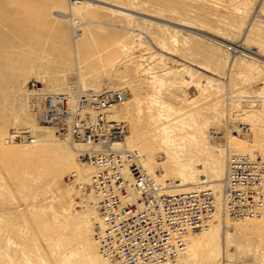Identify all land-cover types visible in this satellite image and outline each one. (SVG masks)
Returning a JSON list of instances; mask_svg holds the SVG:
<instances>
[{
	"label": "rangeland",
	"instance_id": "rangeland-1",
	"mask_svg": "<svg viewBox=\"0 0 264 264\" xmlns=\"http://www.w3.org/2000/svg\"><path fill=\"white\" fill-rule=\"evenodd\" d=\"M105 1L147 17L97 8L70 20L54 11L62 0H0V264H89L84 242L68 246L60 212L65 188L74 199L73 214H99L95 200L87 184L81 189L68 180L70 174L61 188V181L53 186L59 181L56 170L68 166L71 141L57 133L53 138L43 124L37 128L46 133L45 141L39 135L34 145L10 138L11 129L36 133L30 107L40 94L68 93L80 81L89 89L107 83L127 89L130 98L114 115L127 123L126 137L163 182H183V166L192 161L198 172L199 160L209 156L225 166L227 147L239 153L234 147L248 135L252 140L245 150L261 146L264 151V73L252 72L240 60L232 66L225 51L177 32L187 29L175 25L232 39L242 31L253 47L264 50V3L256 10V0ZM158 17L171 24L157 25L153 18ZM241 125H250L251 132L241 133ZM216 131L224 138L213 140ZM139 139L158 145L150 162ZM166 140L173 159L162 148ZM75 160L82 171L78 155ZM46 212L52 224L44 223ZM228 224L214 227L219 239L206 261L264 264V220Z\"/></svg>",
	"mask_w": 264,
	"mask_h": 264
},
{
	"label": "built area",
	"instance_id": "built-area-1",
	"mask_svg": "<svg viewBox=\"0 0 264 264\" xmlns=\"http://www.w3.org/2000/svg\"><path fill=\"white\" fill-rule=\"evenodd\" d=\"M127 96L125 89L87 90L74 108L68 94H49L41 102V123L87 147L80 159L93 168L91 191L101 218L96 237L109 264L175 262L184 235L202 231L213 217L214 193L203 180L193 190L168 194L147 177L137 152L123 147L127 124L109 116ZM11 135L20 143L38 140L29 129ZM213 137L222 139L217 132ZM225 197L233 220L264 219V164L249 155L230 157Z\"/></svg>",
	"mask_w": 264,
	"mask_h": 264
},
{
	"label": "bare ground",
	"instance_id": "bare-ground-1",
	"mask_svg": "<svg viewBox=\"0 0 264 264\" xmlns=\"http://www.w3.org/2000/svg\"><path fill=\"white\" fill-rule=\"evenodd\" d=\"M64 4H62L59 7L55 8V12L60 14V16H66V18L70 17V20H75L81 16H83L84 13H86L89 10L94 9H106L109 11H113L115 13H120L123 15H137L140 18L147 17L146 14L139 12L135 9L120 6L117 4H114L112 2H108L105 0H79L75 4H71L70 0H62ZM264 3V0H256L252 8H255L256 10H261L262 5ZM131 13V14H130ZM249 13V16L251 18L252 14ZM246 14V13H244ZM157 25H164V24H171L170 22L162 19V18H153ZM176 26H180L181 28L187 29V31L177 30V32L185 33V35H190L196 38H199L203 41L210 42L215 45V47L225 51L231 60V65L237 61L240 60L246 66L252 71L257 73L258 75H262L264 73V50L259 47H253L252 43L250 42V38L247 35V33H244L242 31H238L236 38L232 39L229 36H221L217 35L215 33L200 30L193 28L188 25L183 24H175ZM251 25V24H250ZM191 32H190V31ZM240 44V45H236ZM233 46V47H232ZM255 50V51H253ZM233 53V54H232ZM171 63L172 67H175V65ZM143 70L147 72L145 67H143ZM43 84H45V80H43ZM202 87V86H199ZM105 89H125L120 88V86L115 85L114 83H107L103 87L99 88H93L89 89L86 87L85 83L83 81H80L79 84L72 86L69 90L68 94L71 100V106L76 108L78 103V97L79 95L87 90L91 91H102ZM127 90V89H125ZM128 91V90H127ZM61 93V92H58ZM49 94H56L55 93H48V94H40L38 97H35L32 99L31 102V110L33 113H35V116L33 118V128L35 129L36 133L42 132V135L39 133V138L41 140H47L48 137L46 133L41 129H38L37 127H40L39 125H42L41 123V117H40V106L42 99ZM130 98V92L128 91V96L126 97L125 101L120 103L119 105L113 107L109 113V116L113 119H118V121H122L126 123L123 120H120L119 118L115 117L114 113L117 110V108L121 105H124L126 101H128ZM250 99H248L246 102H250ZM246 105V104H245ZM127 124V123H126ZM237 123H235L236 125ZM44 126V125H43ZM243 126V125H242ZM249 126L250 130L247 132L245 127ZM46 128H49L52 130L51 136L53 138H56V132L54 128L44 126ZM239 126H234V132L240 133ZM242 132L245 134H249L251 132V126L250 125H244L241 128ZM16 130V129H11ZM217 132V131H216ZM247 132V133H246ZM215 133H213L214 136ZM219 134V133H217ZM222 138H224V134H221ZM248 135V139L242 140L241 143L235 145V150L239 151V153H234L231 149L232 147L229 145L227 147V150H225V166L221 161V158L215 156H209L207 159H201L199 160V163H197V166L199 167L200 171H194L195 163L190 161L188 163V166H183L184 172L182 174L183 182H180L176 180L175 178L171 179L170 181H160L157 175L152 173L148 170L146 166V158L140 153V151L136 150L131 142L132 140L129 137H125V140L123 141V147H125L127 150L136 151L138 154V161L139 165L143 168L145 171V174L147 177L152 180V182L156 185H159L161 187L165 188V191L168 194H178L186 191L193 190L197 187L198 184H201L203 180L208 183L207 185L211 188V190L214 193L215 197V213L213 217L207 222L205 227L200 232H194L189 231L186 235H184V243H185V249L183 252H181L178 256V258L175 260V262L171 261L170 263H163V264H210L205 259L206 252L213 251L212 248L215 246L219 239V228H214L220 226L221 224L227 225V223H234V222H250V221H257V220H264V219H241V220H233L228 211V205L227 200L225 197V186H226V178H227V166L228 161L230 157L234 155H249L256 160H259V162L264 164V151L262 150L261 146H257L250 150H245L246 144L251 143L252 137ZM211 137V136H210ZM10 138L14 142H18L15 140V138L10 133ZM263 136H260V142H264L262 139ZM69 139V138H67ZM211 139V138H210ZM213 140H218L214 139ZM70 140V139H69ZM71 141V140H70ZM66 144L68 142L63 141ZM211 143H214L210 141ZM20 143V142H18ZM37 143V142H36ZM35 143V144H36ZM71 144H67L70 147V153L68 158V166L64 169L62 167H59L56 170V176L59 178V181H55L53 183L54 187H60L61 188L64 182V179L67 175H71L68 179L69 181L74 180L75 184H79L81 186V189L84 188L82 186L83 184H87V191L90 193V195L95 200V204L97 207V200L95 196L93 195L91 191V184H92V175H93V168L87 164L86 162L82 161L80 159V153L83 150H86L87 147L84 145H78L74 144L72 141ZM139 143L144 146L145 153H147V161L152 160V154L154 152V148L157 147L155 141H147V139H139ZM21 144H28V143H21ZM169 140H166V145H163L164 152L168 155L169 158L173 159L175 153H171V148L169 145ZM34 145V144H29ZM82 147V149H81ZM231 150V151H228ZM232 152V153H230ZM78 155V159L80 162L83 163L85 166L83 170H79V168L76 165L75 156ZM209 169V173H207L204 169ZM81 171V172H80ZM199 175V176H198ZM198 177V178H197ZM62 182L59 184V182ZM82 184V185H81ZM76 186V185H75ZM65 194H63V205L61 206V216L64 218L62 222V228L65 230V237L67 239L68 246L75 247L77 245V242L82 241L86 245V251H85V257L89 258V264H109L108 258L104 255L101 247V243L98 241L96 237V230H95V224L100 222V215L97 214L94 211H88L87 214H73V207H74V199L71 196V191L67 188ZM219 193H218V192ZM135 196V195H134ZM50 206V205H49ZM54 206V205H53ZM51 205V209H54ZM56 210V209H55ZM54 210V213L56 211ZM98 210V209H97ZM92 219H95L94 223H92ZM44 223L52 224V219L50 217V213L46 212L43 219ZM229 221V222H227ZM228 224V225H229ZM236 225V224H235ZM57 226V225H56ZM59 228V227H58ZM214 228V229H213ZM93 235L94 238H91ZM65 249V247H63ZM76 251L71 250V255H73ZM66 257L67 251H63Z\"/></svg>",
	"mask_w": 264,
	"mask_h": 264
}]
</instances>
